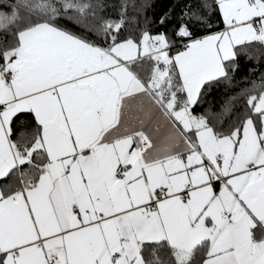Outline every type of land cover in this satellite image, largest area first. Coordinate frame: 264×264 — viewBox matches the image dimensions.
Masks as SVG:
<instances>
[{
  "label": "snow or ice",
  "instance_id": "1",
  "mask_svg": "<svg viewBox=\"0 0 264 264\" xmlns=\"http://www.w3.org/2000/svg\"><path fill=\"white\" fill-rule=\"evenodd\" d=\"M213 2L204 35L207 0L0 11V264H264V72L195 112L264 57V0Z\"/></svg>",
  "mask_w": 264,
  "mask_h": 264
},
{
  "label": "trees",
  "instance_id": "2",
  "mask_svg": "<svg viewBox=\"0 0 264 264\" xmlns=\"http://www.w3.org/2000/svg\"><path fill=\"white\" fill-rule=\"evenodd\" d=\"M22 0H0V11H9L10 6L15 5ZM142 0H129V8H128V16L132 17L138 15V13L131 6L132 4L139 5ZM173 0H155V8L154 10L150 9L147 12V15L153 16L158 20L159 16L162 15L165 11H167L172 6ZM208 4L212 7L206 12L208 13V21L211 24L210 28L201 29L200 35L211 34L214 32L222 31L224 28V24L222 21V17L219 11L216 9L213 0H207ZM105 3L109 4H119V0H105ZM116 9L109 8L106 11V15H115ZM140 27H143L141 23ZM172 23H169L163 27L158 25L151 26V33L157 34L162 31H168L171 34ZM128 34L133 36L139 35V30L133 26H129ZM183 50L182 46L177 44L173 47L171 51V55H174L177 51ZM249 69H255V72H250ZM264 72V57L260 59V62L257 63L255 59L249 61L246 58H242L240 62V69L237 72L234 82L235 86L232 88H226L224 85H220L216 88H213L211 91L206 93L202 99L200 105L196 108V114H204L205 112L218 113L220 111V107L225 101V99L238 91L240 88L246 87L247 84L244 82V78L247 77L248 81L256 80L259 82L260 73Z\"/></svg>",
  "mask_w": 264,
  "mask_h": 264
},
{
  "label": "rangeland",
  "instance_id": "3",
  "mask_svg": "<svg viewBox=\"0 0 264 264\" xmlns=\"http://www.w3.org/2000/svg\"><path fill=\"white\" fill-rule=\"evenodd\" d=\"M175 54H176V53H175ZM175 54H174V55H175Z\"/></svg>",
  "mask_w": 264,
  "mask_h": 264
}]
</instances>
